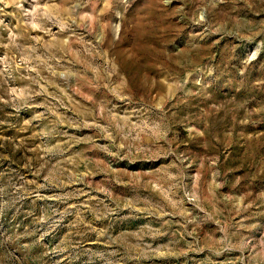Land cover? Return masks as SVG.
Returning <instances> with one entry per match:
<instances>
[{
	"label": "rangeland",
	"instance_id": "1",
	"mask_svg": "<svg viewBox=\"0 0 264 264\" xmlns=\"http://www.w3.org/2000/svg\"><path fill=\"white\" fill-rule=\"evenodd\" d=\"M0 264H264V0H0Z\"/></svg>",
	"mask_w": 264,
	"mask_h": 264
}]
</instances>
